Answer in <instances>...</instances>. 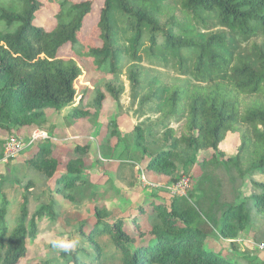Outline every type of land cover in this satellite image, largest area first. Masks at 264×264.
<instances>
[{"label": "trees", "instance_id": "obj_1", "mask_svg": "<svg viewBox=\"0 0 264 264\" xmlns=\"http://www.w3.org/2000/svg\"><path fill=\"white\" fill-rule=\"evenodd\" d=\"M50 1L57 10L47 30L37 24L44 2L0 0V129L32 128L46 111L74 103L82 61L104 77L96 106L106 97L119 103L126 68L131 98L155 117L133 129L148 172L173 180L179 163L190 166L197 153H209L201 157L205 167L222 170L231 186L245 178L250 185L248 198L236 204V189L225 198L217 177L214 202L202 215L179 198L169 207L151 202L126 219L108 220L96 209V222L77 230L82 243L60 253L62 264H259L235 256L234 245L228 253L214 251L199 216L230 241L250 225L253 213L264 218V0H102L88 34L83 28L92 0ZM65 47L69 55L63 57ZM144 60L185 80L151 76ZM85 115L78 107L72 112L75 118ZM228 135L239 144L235 158L224 159L220 145ZM45 144L36 142L24 161L27 172L45 182L35 200L26 194L30 176L18 202L9 201L0 184V264L26 260L37 223L55 219L54 194L71 199L84 181L78 159L58 174V161Z\"/></svg>", "mask_w": 264, "mask_h": 264}, {"label": "rangeland", "instance_id": "obj_2", "mask_svg": "<svg viewBox=\"0 0 264 264\" xmlns=\"http://www.w3.org/2000/svg\"><path fill=\"white\" fill-rule=\"evenodd\" d=\"M45 7L37 14V24L49 30L54 25L53 15L57 10L55 2L40 0ZM76 2L85 0H73ZM92 11L85 20L83 32L88 34L97 23L98 13L102 0H92ZM69 55L68 48L62 51V56ZM142 66L151 76L168 83L180 82V77L171 68L152 66L143 61ZM82 73L75 83L77 97L74 103L62 108L58 112L46 111L45 118L32 128L8 127V131L0 129V184L5 187L9 201L18 202L26 187L28 176L32 187L26 192L31 200H35L45 188V182L33 171L27 172L28 166L24 163L34 150L35 144H30V138L35 130H42L52 139L45 141L51 148L50 152L58 161V174L65 173V167L70 160L78 159L81 163L82 178L72 191V198L55 195V219L44 218L37 223V235L33 244L28 247L27 259L20 264L41 260H56L58 264L61 248L54 247L53 240L64 239L77 241L74 250L82 240L77 234L81 225H92L96 222V209L104 210L107 219H126L137 213L140 207H148L151 202H158L170 206L175 198L182 203L193 206L202 215L210 211L214 202V191L211 184H216V178L222 180L220 188L223 195L229 197V191L236 189L235 203L245 201L250 194L249 179L238 184H230L222 170H214L212 166L205 167L201 157H210L209 153H197V162L187 166L178 164L177 177L173 180L150 173L146 170L147 158L141 156L140 150L134 146L133 129L141 126L147 118L154 120V115L148 113L146 107H141L138 100L130 96V86L126 79V68L122 71L120 79L124 90L119 103H114L110 97L98 108L94 99L97 89L102 90L100 83L103 76L95 72L87 62H81ZM78 107L86 112L84 117L75 118L73 110ZM173 130L177 128L171 124ZM13 137L20 144L28 147L15 159L3 162V153L6 144ZM30 144V145H28ZM239 142L236 135H228L220 145L223 158H235ZM31 170V169H29ZM187 180L182 196L169 193L173 186ZM181 186V185H179ZM178 186V187H179ZM180 190V189H178ZM220 191V190H219ZM229 200V199H228ZM42 203L43 199L40 200ZM197 205V206H196ZM16 205L10 210L13 214ZM250 225L239 232L236 239L230 241L221 239L217 229L212 227L206 219L199 216L201 228L208 235V241L214 251L231 252L235 246V256L264 264V218L255 216ZM145 217L140 218L142 222ZM68 250V251H70ZM106 264H118L117 261Z\"/></svg>", "mask_w": 264, "mask_h": 264}, {"label": "built area", "instance_id": "obj_3", "mask_svg": "<svg viewBox=\"0 0 264 264\" xmlns=\"http://www.w3.org/2000/svg\"><path fill=\"white\" fill-rule=\"evenodd\" d=\"M49 139H52L48 136V134L42 130H35L30 138V144H35L36 142H44L48 141ZM28 144V145H30ZM27 148L28 146L24 144H20L16 138L11 137L9 141L6 144L5 152L3 153V162H8L9 160L15 159L16 157L20 156L22 154V151ZM187 180H182L181 184H178L177 186H173L169 193L174 196L177 195L182 196L184 193L185 188L187 187ZM181 185V186H179ZM179 186V187H178ZM180 189V190H178Z\"/></svg>", "mask_w": 264, "mask_h": 264}, {"label": "clouds", "instance_id": "obj_4", "mask_svg": "<svg viewBox=\"0 0 264 264\" xmlns=\"http://www.w3.org/2000/svg\"><path fill=\"white\" fill-rule=\"evenodd\" d=\"M76 243L77 241H66L64 239H57L52 241L54 247L61 248L65 251H68L75 247Z\"/></svg>", "mask_w": 264, "mask_h": 264}]
</instances>
